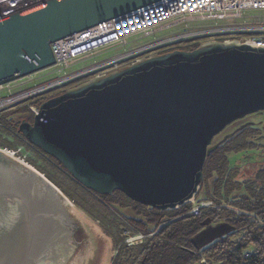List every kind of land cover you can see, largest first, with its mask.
I'll list each match as a JSON object with an SVG mask.
<instances>
[{"label": "water", "instance_id": "1", "mask_svg": "<svg viewBox=\"0 0 264 264\" xmlns=\"http://www.w3.org/2000/svg\"><path fill=\"white\" fill-rule=\"evenodd\" d=\"M159 1L45 0L0 18V85L53 65L52 43ZM259 112L264 49L215 43L149 57L50 97L18 132L85 189L165 211L194 198L213 138ZM68 209L109 239L51 182L0 150V264H68L73 253V264H90L97 246ZM71 225L75 239L62 247ZM229 230L218 226L203 240Z\"/></svg>", "mask_w": 264, "mask_h": 264}, {"label": "trees", "instance_id": "2", "mask_svg": "<svg viewBox=\"0 0 264 264\" xmlns=\"http://www.w3.org/2000/svg\"><path fill=\"white\" fill-rule=\"evenodd\" d=\"M191 42H176L156 55L199 48V42ZM77 82L69 86H80ZM63 92L65 90L59 94ZM47 99L45 96L33 98L0 113V148L24 146L30 153L29 163L77 208L98 222L102 232L112 239L114 254L109 264H197L205 256L213 258V264L217 261L220 264H264V168L254 177L245 179L239 177V166L232 165L228 159L232 152L254 148L256 130L241 129L206 154L193 204L187 202L176 209L160 211L133 202L118 191L98 195L85 189L56 160L26 142L18 132L19 124L23 120L32 122L33 113L28 106L39 107ZM1 132L14 137L17 144L9 142L10 138L1 139ZM202 202H211V205L203 207ZM194 208H197L196 213L191 212ZM207 223L223 224L230 230L199 246L196 238ZM128 235H139L142 240L128 245L124 242ZM246 253L250 256L244 258Z\"/></svg>", "mask_w": 264, "mask_h": 264}, {"label": "built area", "instance_id": "3", "mask_svg": "<svg viewBox=\"0 0 264 264\" xmlns=\"http://www.w3.org/2000/svg\"><path fill=\"white\" fill-rule=\"evenodd\" d=\"M43 1L0 0V18ZM262 11L264 0H161L118 18L100 22L52 43L53 65L0 85V113L26 104L33 98L55 91L67 82L77 81L85 75L96 73L94 80L101 79L106 70L121 68V63L127 60L119 59V56L115 58V55L108 56L114 45L127 44L133 41L132 38L149 36L180 23L210 22L211 26L199 29V32L193 34L194 38L184 36L177 42L211 39L213 44L247 45L264 49ZM28 108L33 115L37 113L38 107L32 105ZM0 150L19 165L33 169L28 161L30 153L24 146L4 147ZM200 205L208 207L211 202H202ZM191 212L196 213L197 208ZM259 223L263 222L260 220ZM243 256L247 258L250 253Z\"/></svg>", "mask_w": 264, "mask_h": 264}, {"label": "rangeland", "instance_id": "4", "mask_svg": "<svg viewBox=\"0 0 264 264\" xmlns=\"http://www.w3.org/2000/svg\"><path fill=\"white\" fill-rule=\"evenodd\" d=\"M251 13L252 12H248V14H251ZM261 13L264 14V11H262ZM208 26H211L210 22L209 23H207V22L206 23H180V24H177L176 26H174L172 28H168V29L159 31V32L154 33V34L149 35V36L132 38L133 41L127 42V44L122 43V44H118L116 46L114 45L113 50L109 51L108 56L111 55V57H112L113 55H115L114 56L115 58H117L119 56L118 57L119 59L125 60V58H127V60H125L124 62L121 63L122 64L121 68L109 69V70H106V72L103 71V72H99V73L105 72V76H108L114 72H119V71L129 67L130 65L136 64V63H138L142 60H145L149 57L160 56V55H156V53L162 49H165L164 47L176 43L177 40L183 39L184 36L185 37L191 36V38H194L193 36L197 32H199V29L207 28ZM191 41H193L191 43L199 42V47L207 46V45L214 43L213 40H211V39L205 40V41H202V39H193ZM96 75H97L96 73L94 75H90V76L85 75V77H82L79 80H77L78 82L75 80H72L71 82H67L65 84V86L60 87V88L56 89L55 91L53 90L52 92H47L41 96H45L48 98L56 96L62 90L67 91L69 89L75 88V87L69 86L70 84L77 82L79 84H76V85L82 86L85 83L94 80ZM80 86H78V87H80ZM244 128H251L253 130H256V132L254 133V136H253V138H254L253 141L255 143L254 148L248 149L245 151H240L237 153L232 152L228 155V159L232 165L236 164L237 166H239V170H240L239 177L242 176L245 179H248V178L254 177L256 172H258V170H261L264 168V139H262L259 136V135L263 134V132H262V130H263L262 128H264V116L263 115H260L257 113V114H253V115L244 117L243 119H240L238 121L233 122L232 124L228 125L219 135H217L216 137L213 138L211 146H216L219 143L224 142L225 140L230 138L232 135L238 133L239 130L244 129ZM0 131H1V129H0ZM1 134H2L1 139L2 138H10L7 140L9 142H11L12 144H15L14 137L7 135V132L6 133L1 132ZM19 146L17 145L16 147H19ZM1 148H3V147H1ZM7 148H12V147H7ZM33 169L42 175V173L35 166H33ZM43 177L45 179H47L45 176H43ZM62 195L65 196L63 193H62ZM67 200L69 201V204L76 211H78L81 215H83L88 221H90L95 227H97L102 232L101 228L99 227L98 222L94 221L93 219L88 217L83 211H81L79 208H77L75 203L73 201H71L69 198H67ZM190 203L193 204L194 199H192L190 201ZM68 212L70 214V218H72L74 221H76L78 223V225L80 226V228L83 230V232L86 236L87 242L90 244H94V247L97 246V253L95 254L94 258L90 261V264H109L111 259H112L113 254H114L112 239L110 237H108L107 235L106 236L109 239H105L82 216L75 213L72 209H68ZM222 225L223 224L213 225V224L207 223V225H206L207 227L196 238V242L198 243V245L203 246V245L210 243L213 240L217 239L219 236L212 237L209 239V241L203 240V238L205 236H208L213 231V229L217 228L218 226H222ZM235 237H238V235H236ZM141 240H142V238L139 235H128L126 237V239L124 240V242L127 243L128 245H132V244L140 243ZM74 257H75V253H73L71 258L68 260V264H73V258ZM201 260H203V261L202 262L200 261L201 263H197V264H210L213 261L215 262V260L213 258H207L206 256H205V258H203ZM215 264H220V262L217 261Z\"/></svg>", "mask_w": 264, "mask_h": 264}, {"label": "flooded vegetation", "instance_id": "5", "mask_svg": "<svg viewBox=\"0 0 264 264\" xmlns=\"http://www.w3.org/2000/svg\"><path fill=\"white\" fill-rule=\"evenodd\" d=\"M258 114L264 116V112H259ZM262 129H263V130H262L263 134H261V135H259V136H260L262 139H264V128H262ZM4 164H5V163H4ZM5 165H7V167H9L10 173H12V175H13L14 177H16L17 180H20V179H24V178H25V174L23 173L22 170H20L19 167L15 166V165H12V164H10V163L5 164ZM28 182H29V184H33L32 181H30V180H29ZM68 236H69V237H68ZM69 239H75V229H74V226H73V225H71V226L68 228L66 239H65L64 241H61V243H62V247H63V246L65 247V245H67ZM64 250H65V248H64ZM64 250H63V252H64ZM55 261H56V260H55Z\"/></svg>", "mask_w": 264, "mask_h": 264}, {"label": "bare ground", "instance_id": "6", "mask_svg": "<svg viewBox=\"0 0 264 264\" xmlns=\"http://www.w3.org/2000/svg\"><path fill=\"white\" fill-rule=\"evenodd\" d=\"M29 168V167H28ZM29 169H31V168H29ZM32 170V169H31Z\"/></svg>", "mask_w": 264, "mask_h": 264}]
</instances>
